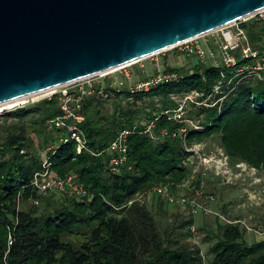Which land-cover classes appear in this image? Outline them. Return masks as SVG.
<instances>
[{
    "label": "trees",
    "instance_id": "16d2710c",
    "mask_svg": "<svg viewBox=\"0 0 264 264\" xmlns=\"http://www.w3.org/2000/svg\"><path fill=\"white\" fill-rule=\"evenodd\" d=\"M240 26L264 54V20L251 18ZM235 56V66L200 61L190 68L165 66L178 79L147 90L124 85L108 89L107 97L86 96L79 111L84 120L78 126L86 138L80 152L75 140L63 142L70 132L55 120L63 116L60 93L4 113L5 121L16 119L0 135V264H205L200 248L175 237L176 226L162 231L155 212L137 196L187 178L185 160L191 153L186 147L215 135L231 161L264 169V68L253 70L260 64L257 58ZM192 91L200 94V104L190 111L200 123L197 129L189 114L183 121L173 116L178 103L171 96ZM135 123L127 159L112 172L107 148L119 129ZM182 127L187 128L184 141L172 135ZM44 163L48 179L72 174L87 195L41 192L34 178ZM150 194L163 206L162 196ZM29 201L35 203L19 208ZM217 230L221 234L209 248V264H264V240L246 243L233 223L217 224Z\"/></svg>",
    "mask_w": 264,
    "mask_h": 264
},
{
    "label": "water",
    "instance_id": "95a60500",
    "mask_svg": "<svg viewBox=\"0 0 264 264\" xmlns=\"http://www.w3.org/2000/svg\"><path fill=\"white\" fill-rule=\"evenodd\" d=\"M264 0H0V103L159 53Z\"/></svg>",
    "mask_w": 264,
    "mask_h": 264
},
{
    "label": "rangeland",
    "instance_id": "374dc122",
    "mask_svg": "<svg viewBox=\"0 0 264 264\" xmlns=\"http://www.w3.org/2000/svg\"><path fill=\"white\" fill-rule=\"evenodd\" d=\"M230 27L234 29L236 24ZM261 43L264 47V37ZM198 44H202L205 47L210 46L208 48L216 52L217 64L221 63L219 50L215 48L211 34L199 37ZM183 49L184 47H177L161 51L129 63L128 65L113 69L112 71L116 70L115 74L118 76L123 75L124 71H128L130 80L126 82V85H131L140 82L143 76L149 78L156 72L159 73V71L165 70V66L190 68L198 62V59L194 56H188ZM209 62L210 60L207 59L204 64H211ZM104 73L102 72V74ZM103 78L100 77L101 80ZM71 83L59 86L51 93L55 94L66 89H76L82 84V81ZM49 94L12 107L5 108L0 106V135L6 132L4 129L10 121L16 119L12 116L8 118V121H5L4 113L13 111L19 107L33 105ZM198 97H194L192 101L187 100L185 106V114L187 116L189 114L188 117L194 120L195 118L190 111L194 109V105L198 106L200 103L198 102ZM29 133L33 135V131L29 130ZM35 141L37 142V139ZM192 146L207 160V163L205 165L203 164L206 167L203 188L204 195L207 198L204 197L201 203L210 211L209 213H205L203 210H200L195 216V235H192L189 226H184L180 229L177 228L181 226V223L190 218L185 207L170 204L164 198L165 201L162 199L163 206H160V202L154 204L153 194H147L151 189L146 193L139 194L137 197L149 209L155 212V218L162 231L168 232L176 226L174 236L178 239L186 240L189 245L198 246L204 256L205 264H209L208 262L212 258V255L209 253V248L217 241V235L221 234L217 230V224H237L242 230L244 241L248 244L264 240V169L254 168L244 161H231L222 148L217 135L204 139L203 141L194 142ZM37 150L41 156L45 155L46 150L39 148ZM188 167L189 169H193V171L195 169L199 171L202 165H199V160L192 158V162L189 163ZM195 181L186 191L187 194H192L199 188L200 182L199 186H195ZM173 192L174 194H181L185 193V190L178 191L177 188H174ZM210 196L212 197L211 199L209 198ZM56 198L59 197L55 196ZM155 201L157 200L155 199ZM34 203V201L20 203L19 208L26 209ZM36 205L39 208H43L42 203ZM156 210L159 212H156ZM185 233H187V238L183 239L182 237L185 236Z\"/></svg>",
    "mask_w": 264,
    "mask_h": 264
},
{
    "label": "built area",
    "instance_id": "2783aa9c",
    "mask_svg": "<svg viewBox=\"0 0 264 264\" xmlns=\"http://www.w3.org/2000/svg\"><path fill=\"white\" fill-rule=\"evenodd\" d=\"M251 18L264 20V7L247 17L240 19L241 21L238 20L233 24L222 26L207 33L212 35L215 48H217L220 53L221 63L225 64L226 66H235L237 64V57L235 56V52H239L241 53L242 57L259 59L260 64L258 66H252L253 70L256 71L260 68H264V54L260 53L258 49L252 47L245 29L240 26L242 22H245ZM234 24H236V27L233 29L230 26ZM198 38L199 37H195L185 40L163 51L177 47H184L183 50L188 56H194L198 59V61L202 63H206V60L209 59V63L217 64L216 52L214 50H211V48H208L210 46L205 47L202 44H198ZM115 72L116 70L104 74L99 73L79 79L77 81H82V84L76 89H66L59 92L61 94V108L63 110V116L56 117L55 120L58 121L61 126L67 127L70 132L69 136H66L62 139L63 142H67L69 139L75 140V142L77 143L78 152H80L86 144L85 135L78 126V124L84 120V115L79 112L81 109L82 101L86 96L94 93H97L98 95H101L103 97H107L108 95L106 91L111 87L120 89L122 86L126 85V82L130 80L129 72L124 71L123 75L121 76H118L117 74H115ZM178 76L179 75L176 72H166L165 70L159 71V73H157L154 77L148 78L144 81H140L135 85H129V89L131 91L143 89L147 90L154 83L167 80H176L178 79ZM100 77L104 78L101 80ZM52 95L53 93L49 94L47 97L50 98ZM199 95L200 94L196 91L185 94H173L171 96L172 99L178 103V107L173 110L174 118L180 121L186 120L184 119L186 101H192L194 97H198ZM68 119H72L74 122L68 123ZM189 123L196 129L201 128L200 123L197 120H191L189 121ZM152 126L153 122L148 123L146 125V130H150ZM136 128L137 123H135L131 128L125 127L119 129L114 140L107 148L110 153V169L112 172H118L120 170L121 164L127 159L128 138L132 133H134ZM162 132L163 134L166 133L164 129L162 130ZM186 133L187 128L182 127L177 133L174 132L172 135H178L182 137L184 141ZM186 149L191 154L187 156L185 160V166L188 167L189 163L192 162V158H196L197 160H199V165H202V168H200L199 171L196 169L194 171L193 169H190L188 177L181 182H171L165 185H156L149 191V194L155 193L162 196L170 204L185 207L188 211V215L190 216V218L188 219L190 220L189 229L192 235H195V216L200 212V210H203V212L205 213L210 212L201 203L204 197L207 198V196L204 195L203 188L204 176L206 175V167H204V165L207 163V160L194 148V146H187ZM44 167V171L36 173L34 178V184L40 189L41 192L46 193L55 190L58 192H67L69 195L77 197H84L87 195L85 188L82 184L76 181L74 175L68 174L65 177H54L48 179V165L44 163ZM198 177L200 180L199 188H197L194 193L187 194L186 191L192 186L193 182ZM174 188H177L178 191L185 190V193L174 194ZM209 198L211 199L212 197L210 196Z\"/></svg>",
    "mask_w": 264,
    "mask_h": 264
},
{
    "label": "bare ground",
    "instance_id": "6f19581e",
    "mask_svg": "<svg viewBox=\"0 0 264 264\" xmlns=\"http://www.w3.org/2000/svg\"><path fill=\"white\" fill-rule=\"evenodd\" d=\"M170 47L171 46H169L168 48H170ZM128 64L129 63H127L125 65H128ZM122 66H124V65H122ZM122 66H119V67H122ZM119 67H115V68H112L110 70H107V71H105V73L111 72L113 69H116V68H119ZM56 88H57V86H54V87H50V88H47V89L42 90V91L34 92V93H31V94H28V95H25V96H22V97H19V98H16V99H12V100L0 103V106L7 108V107L16 106L18 104H23L25 102H28L29 100H35L37 98L45 96V95L53 92Z\"/></svg>",
    "mask_w": 264,
    "mask_h": 264
}]
</instances>
